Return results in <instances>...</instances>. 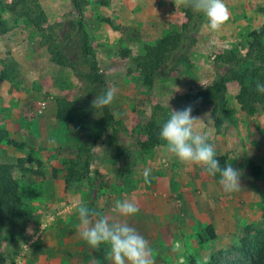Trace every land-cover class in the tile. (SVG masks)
<instances>
[{"label":"rangeland","instance_id":"obj_1","mask_svg":"<svg viewBox=\"0 0 264 264\" xmlns=\"http://www.w3.org/2000/svg\"><path fill=\"white\" fill-rule=\"evenodd\" d=\"M38 2L46 16L40 26L3 11L10 28L0 35V129L24 145L18 148L2 139L0 163L33 160L26 164L29 170H14L22 203L2 209L0 264H111L108 245L94 250L78 233L75 205L81 202L110 222L136 228L149 241L156 264H189L190 257L198 264H250L242 240L260 237L264 226V110H241L235 100L238 84L230 81L220 127L213 124L211 105L201 104L192 112L200 118L197 131L208 135L216 155H226V162L241 173L238 192H224L219 175H208L203 166L182 164L161 145L142 149L140 143L149 120L165 122L171 110L189 106L196 91L223 73L230 64L218 60L219 53H246L249 32L264 23V0H224L229 19L221 29L210 31L203 17L184 58L172 57L152 85L132 59L145 52V45L180 31L187 22L184 7L177 9L172 0ZM80 19L103 74L101 84L85 79L87 67L75 44L61 46L74 69L57 64L49 54L48 47L69 29V21ZM109 88L116 89L109 106L114 122L96 138L93 125L102 111L92 101ZM59 103L76 124L89 128L78 132L58 119ZM122 144L128 150L120 155ZM87 146L89 173L66 188V169L72 160L79 159L81 166L86 155L81 149ZM124 199L137 204L136 215L113 211ZM208 225L214 238L205 233ZM176 242L182 252L172 251Z\"/></svg>","mask_w":264,"mask_h":264},{"label":"trees","instance_id":"obj_2","mask_svg":"<svg viewBox=\"0 0 264 264\" xmlns=\"http://www.w3.org/2000/svg\"><path fill=\"white\" fill-rule=\"evenodd\" d=\"M76 4V0H71ZM6 10L12 17H23L35 26H40L46 19L44 11L41 9L38 0H0V35L5 34L10 26L3 17V11ZM264 12V7L260 9ZM184 14L187 22L182 25L180 31L168 33L156 40L154 44L145 45V52L132 59L133 65L140 70L144 76V81L148 85L153 84L154 75L165 68L172 57L177 55L178 59L184 58V49L187 43L195 42V32L203 19V14L192 12L189 8H184ZM249 41L246 53L243 56L234 51H224L217 55L218 60L225 64H230L213 82L207 84L202 89L196 91L190 98V105L194 113L198 112L201 104L211 105L210 114L215 127H220L223 117L226 115L225 93L230 81L238 84V92L235 100L240 109L247 114H253L258 107L264 110V94L258 93L255 89L256 82L264 83V23L251 30L248 34ZM52 47H48L51 60L60 65H66L74 69V64L69 61L65 52L61 48L63 42L73 46L78 52L82 62L87 67L84 73L85 79L93 84L103 83V74L99 71V65L95 57L89 34L84 22L80 20L69 21V29L64 31L59 41H53ZM250 59L249 65L242 66V62ZM254 60L257 62L254 63ZM102 115L96 119L94 128L96 138L100 137L104 129L111 126L114 122L113 113L109 106L101 108ZM57 118L63 120L66 124L72 125L76 131H84L89 127H84L74 122V116L69 114L62 103L58 104L56 111ZM163 122L158 123L155 120H149L145 124L146 139L140 143L142 149H150L157 145H162L159 139V130ZM6 138L5 131L0 129V141ZM117 139V136H114ZM8 144L21 148L24 144L14 139L6 138ZM82 152L86 155L81 159L72 160L66 169L64 183L66 188L74 181L86 178L90 167V147H82ZM128 149L122 144V149L118 154L126 152ZM221 167L226 164V155H216ZM32 158L18 157L15 163H0V227L6 217L3 214V207L17 208L22 200L19 194L18 180L14 175L15 169L22 171L29 170L26 164L31 162ZM36 163L41 165V161ZM35 174H41L39 169L33 170ZM205 233L214 238L213 228L208 225ZM260 237H244L242 240V250L251 257L250 264H264V226L259 232ZM166 264V263H165ZM189 264H198L193 257H190Z\"/></svg>","mask_w":264,"mask_h":264},{"label":"clouds","instance_id":"obj_3","mask_svg":"<svg viewBox=\"0 0 264 264\" xmlns=\"http://www.w3.org/2000/svg\"><path fill=\"white\" fill-rule=\"evenodd\" d=\"M176 8H189L194 13L203 14L207 27L217 32L229 19V11L224 0H172ZM255 89L264 94V83L256 82ZM116 95L115 88H109L103 94L97 95L92 101V107L110 106ZM191 105L182 110H171L169 118L162 123L159 130V139L168 156L174 157L185 165L203 166L210 176L219 175V183L224 192H238L241 188V173L234 169L231 163L221 167L216 158V149L209 143V137L197 131L196 124L200 120L193 117ZM118 115V114H117ZM164 163H167L165 160ZM145 181H148L150 172L145 170ZM78 215L77 230L80 237L94 250L101 244L109 246L107 258L111 264H156L154 250L149 241L142 236L136 228L127 222H110V217L88 207L83 202L75 205ZM136 203L124 199L117 201L113 209L122 217H131L139 212ZM173 252H182L183 246L176 242ZM92 264H96L93 260ZM181 264L183 261L181 260Z\"/></svg>","mask_w":264,"mask_h":264},{"label":"built area","instance_id":"obj_4","mask_svg":"<svg viewBox=\"0 0 264 264\" xmlns=\"http://www.w3.org/2000/svg\"><path fill=\"white\" fill-rule=\"evenodd\" d=\"M39 104H40V106H41L42 108H44V106H45V103H44V102H39Z\"/></svg>","mask_w":264,"mask_h":264}]
</instances>
